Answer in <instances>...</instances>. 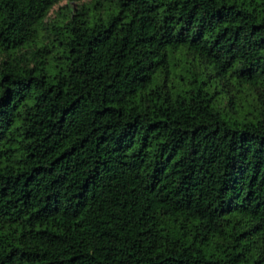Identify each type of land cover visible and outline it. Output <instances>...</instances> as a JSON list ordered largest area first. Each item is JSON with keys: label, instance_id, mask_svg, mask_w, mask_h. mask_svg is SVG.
I'll list each match as a JSON object with an SVG mask.
<instances>
[{"label": "trees", "instance_id": "1", "mask_svg": "<svg viewBox=\"0 0 264 264\" xmlns=\"http://www.w3.org/2000/svg\"><path fill=\"white\" fill-rule=\"evenodd\" d=\"M0 264H264V0H0Z\"/></svg>", "mask_w": 264, "mask_h": 264}, {"label": "rangeland", "instance_id": "2", "mask_svg": "<svg viewBox=\"0 0 264 264\" xmlns=\"http://www.w3.org/2000/svg\"><path fill=\"white\" fill-rule=\"evenodd\" d=\"M61 4H63V3H60V5H61ZM57 8H58V6L54 7V9H57Z\"/></svg>", "mask_w": 264, "mask_h": 264}]
</instances>
